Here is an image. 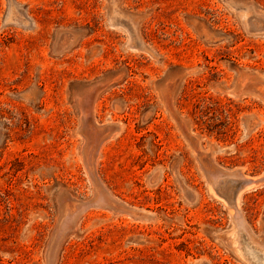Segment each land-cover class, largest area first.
<instances>
[{"label": "rangeland", "instance_id": "374dc122", "mask_svg": "<svg viewBox=\"0 0 264 264\" xmlns=\"http://www.w3.org/2000/svg\"><path fill=\"white\" fill-rule=\"evenodd\" d=\"M237 170L264 0H0V264H264Z\"/></svg>", "mask_w": 264, "mask_h": 264}, {"label": "bare ground", "instance_id": "6f19581e", "mask_svg": "<svg viewBox=\"0 0 264 264\" xmlns=\"http://www.w3.org/2000/svg\"><path fill=\"white\" fill-rule=\"evenodd\" d=\"M240 171L241 170L238 171L240 173V176H237V178H234V179H239V180L240 179H245L247 181H246L245 184L242 185L240 190L234 195V201L231 204H232V206L235 204L236 207H238V205H239L238 204L239 203V198H240V195H241L242 192L255 189V188H257V187H259V186L264 184V172L259 177H249L248 175L246 176L244 173H243L244 174L243 175Z\"/></svg>", "mask_w": 264, "mask_h": 264}, {"label": "trees", "instance_id": "16d2710c", "mask_svg": "<svg viewBox=\"0 0 264 264\" xmlns=\"http://www.w3.org/2000/svg\"><path fill=\"white\" fill-rule=\"evenodd\" d=\"M198 106H199L198 103L195 104V107H196V108H197ZM196 114H197V112L194 111V112H193V115H196ZM196 117H200V118H202L203 116H196ZM203 123H204V124L207 123V120H204Z\"/></svg>", "mask_w": 264, "mask_h": 264}, {"label": "water", "instance_id": "95a60500", "mask_svg": "<svg viewBox=\"0 0 264 264\" xmlns=\"http://www.w3.org/2000/svg\"><path fill=\"white\" fill-rule=\"evenodd\" d=\"M259 176H261V175H259ZM259 176H256V177H259ZM249 183V182H248Z\"/></svg>", "mask_w": 264, "mask_h": 264}]
</instances>
